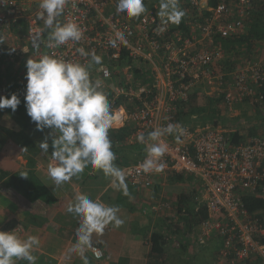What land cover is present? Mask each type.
I'll return each mask as SVG.
<instances>
[{
	"label": "built area",
	"instance_id": "built-area-1",
	"mask_svg": "<svg viewBox=\"0 0 264 264\" xmlns=\"http://www.w3.org/2000/svg\"><path fill=\"white\" fill-rule=\"evenodd\" d=\"M218 1L211 6L209 0H180L184 16L175 24L165 22L158 15V4H149L150 0H144L147 11L139 18L118 12V0H68L58 20L61 25L75 23L83 36L78 42L57 45L49 39L51 30L38 18L40 0H0V53L3 42L22 24H26L25 33H20L25 47L13 48L10 54L14 56L28 54L23 49L29 50L38 34L39 41L47 39L43 56L88 66L91 57L81 56L76 49L94 50L101 63H91L89 71L94 82L100 81V90L111 105L109 131L130 125L127 143L145 148L135 164L123 169L125 180L135 188L150 189L157 178L185 176L198 188L196 212L202 206L207 209L208 219L186 239L165 236L167 250L186 246L187 255L189 248L209 247L219 240L214 250L216 264H264L262 212H251L246 205L248 197L264 200V124L258 136L235 144L231 134L240 128L229 121L201 127L178 119L180 106L189 102L199 86L209 88V96L221 97L219 107L224 114L240 106L264 112V63L242 60L227 76L222 63L226 59L222 41L246 34L254 0ZM117 33H123L125 40L119 41ZM114 39L116 47L110 44ZM122 58L126 61L120 63ZM112 63L118 73L113 72ZM137 63L145 64L151 72L150 84L136 82ZM169 124L178 125L183 134L160 138L167 145L160 158L166 167L146 173L142 165L154 143L147 139L148 133ZM140 133L145 136L144 143L138 140ZM162 208L168 206H151L157 213ZM90 251L96 260L104 258L100 247L92 246Z\"/></svg>",
	"mask_w": 264,
	"mask_h": 264
},
{
	"label": "crops",
	"instance_id": "crops-1",
	"mask_svg": "<svg viewBox=\"0 0 264 264\" xmlns=\"http://www.w3.org/2000/svg\"><path fill=\"white\" fill-rule=\"evenodd\" d=\"M19 31L22 32L21 29L16 30L15 35L24 39V35L18 36ZM11 50L7 47L5 55L8 53L11 57ZM32 51L35 49L31 46L29 53ZM261 51L264 54V47ZM4 58L1 52L0 60ZM21 60L24 63L27 57ZM9 63L7 62L3 68L0 67V96L11 98L10 90L14 89L15 94L23 98L26 95L27 79L24 78L25 75L21 79L23 74L21 70H15L14 64ZM18 73L21 76H17V82L13 78H7L8 75ZM202 88L199 86L192 94L199 91L197 98H200V94L207 96L211 93L209 88L204 86ZM8 109L5 108L0 113V168L10 174L29 173L26 185L30 192L29 196H26L14 188L0 184V231H12L21 239L37 236L40 243L32 251L36 257L35 264H84V260L71 251L77 241L76 230L80 218L67 211L68 206L75 204L77 197L84 194L93 201L117 207L119 209L117 215L124 221L119 228L110 224L102 235L93 234L92 246L100 247L104 252V258L96 260L90 248L86 249L88 264H149L152 232L166 231V226L163 229L160 227L166 218L178 222L179 215L173 204L177 202L180 193H188L185 187L189 186L177 181L174 175L157 178L151 190L135 188L125 180L128 192V195H125L124 190L113 182V178L103 185H98L101 176L92 173L93 169L90 171L91 165H88L79 176H74L69 182L57 186L48 174L49 165L55 163L51 157L52 150L44 152L39 147L42 142L39 134L50 131L45 138L50 144L54 133L51 129H45L37 134L36 124L31 121L27 111H22L26 109L19 108L20 112ZM260 113L261 110H258L254 115L259 117ZM125 127H130L131 134L132 127L130 125ZM113 130L115 131L108 132L112 143L111 150L116 156L113 163L123 172L124 168L135 164L145 154V148L140 143L128 144L127 137L121 135V128ZM25 148L27 149L24 150ZM187 179L184 181L187 182ZM29 184L32 187H29ZM173 186H179L181 189L170 199L169 189ZM148 204L150 206L163 204L168 208H162L159 213L145 211ZM190 233L191 231L187 232L184 238L179 235L174 238L184 240ZM214 243L207 248L211 254H214ZM180 252L181 257H184L185 253ZM167 261L166 264H174L171 256H168ZM16 264L29 262L21 259L17 260Z\"/></svg>",
	"mask_w": 264,
	"mask_h": 264
},
{
	"label": "clouds",
	"instance_id": "clouds-1",
	"mask_svg": "<svg viewBox=\"0 0 264 264\" xmlns=\"http://www.w3.org/2000/svg\"><path fill=\"white\" fill-rule=\"evenodd\" d=\"M67 2L68 0H40L39 3L42 11L38 13V18L43 20L45 29L51 30L49 39L57 45L68 41L78 42L83 36L75 23L61 25L58 20ZM179 5L180 0H161L158 15L165 22L179 24L184 16ZM117 11L126 13L128 18H139L147 9L144 0H118ZM117 39L124 41L123 33H117ZM110 44L116 47L117 41L111 40ZM39 46L38 34L32 40V47L38 49ZM23 51L29 52L27 48ZM76 51L81 56L91 57L88 66L47 55L39 60L30 58L26 62L27 85L24 100L27 115L36 124L37 131L43 132L47 128L54 133L51 157L55 163L49 165L48 174L57 186H61L74 176L82 174L91 165L94 169L102 170L105 176L112 177L117 187L128 195L124 174L113 163L116 156L111 150L112 143L108 136L113 120L111 105L106 94L100 90V81L93 82L90 79L91 63L100 64L101 57L94 50L88 53L83 48H77ZM20 103L15 94L11 98L0 96V110L10 108L15 112ZM174 133L182 135L183 129L169 124L148 133L147 139L154 143L147 149L148 157L142 165L144 172L163 171L166 165L160 162V158L165 155L167 145L160 142V138ZM138 140L145 142L143 133L138 135ZM49 146L47 139L39 145L44 152H48ZM21 176L27 178L28 173L24 172ZM67 211L80 218L77 241L71 251L77 253L84 264H88L85 251L92 247L93 234L102 235L110 224L119 228L124 223L117 215V207L93 201L84 194L79 195L76 203L70 204ZM39 243L37 236L21 239L12 231H0V264H16L21 259L35 264L36 257L32 251Z\"/></svg>",
	"mask_w": 264,
	"mask_h": 264
},
{
	"label": "trees",
	"instance_id": "trees-1",
	"mask_svg": "<svg viewBox=\"0 0 264 264\" xmlns=\"http://www.w3.org/2000/svg\"><path fill=\"white\" fill-rule=\"evenodd\" d=\"M151 1V0H150ZM161 0H152L151 4L157 3L160 7ZM218 0H209V5L216 6ZM153 8V7H152ZM247 32L240 37L228 38L222 41V45L226 52V59L222 62L227 72L226 76L235 69L237 64L240 62L241 57L247 56L254 51L262 49L264 47V0H254L253 10L246 22ZM183 27V25L181 26ZM21 31L24 34L26 31V24H22ZM21 32L19 31L18 34ZM258 51V52H259ZM126 57V56H125ZM120 63L126 61L125 58ZM119 64V63H118ZM116 64V65H118ZM112 69L114 73H118L114 69V63H112ZM120 66V65H119ZM92 72V71H91ZM90 72V79L94 82V77ZM136 82L141 84H150L151 72L148 70L145 64H138L135 68ZM201 89L202 86H200ZM12 91V90H10ZM9 91V92H10ZM103 91V90H102ZM104 92V91H103ZM199 91L191 95L190 100L186 104L180 106V112L178 119L186 124L205 127L209 124L217 125L221 121H229L226 115L220 110L221 97H208L205 100L204 105H199L197 103V94ZM264 94V87L262 89ZM13 94H15L13 89ZM11 94V95H13ZM16 95V94H15ZM21 103L18 105L17 109H26L25 97H20ZM195 103L197 105H195ZM261 114V113H260ZM257 118V116H256ZM262 121H264L263 116H259ZM236 127V126H235ZM115 131V130H110ZM122 136L128 137L130 135V127H123L120 130ZM260 133V127L257 125H252L250 128L246 129V133H242L239 129L238 131L231 134L232 142L239 144L244 142L247 138L256 137ZM22 173L10 174L0 168V184L4 187L14 188L21 194L29 196V189L26 185L27 178L21 176ZM29 176V173H28ZM177 181L186 180L185 176L178 175L175 176ZM196 185V184H194ZM192 186L191 191L188 193H180L177 202L173 204V207L177 209L179 215V220L177 223L172 222L173 220H168L167 218L162 221L160 227L166 226V231H153L150 236V252H149V264H166L168 261V256H170L169 250H167L165 236L177 237L179 235L185 237L187 232H193L194 229L203 220L208 219V212L205 206H202L199 212H196L195 196L198 194V188ZM29 187H32L30 184ZM38 189V188H36ZM35 189V190H36ZM31 199V198H30ZM246 205L251 212H262L260 218L264 221V200L256 199L253 197H248L246 199ZM78 225L77 229L79 228ZM165 229V228H164ZM77 232V230H76ZM77 238V237H76ZM182 252L185 253L186 246L181 247ZM217 249V247L215 248Z\"/></svg>",
	"mask_w": 264,
	"mask_h": 264
},
{
	"label": "rangeland",
	"instance_id": "rangeland-1",
	"mask_svg": "<svg viewBox=\"0 0 264 264\" xmlns=\"http://www.w3.org/2000/svg\"><path fill=\"white\" fill-rule=\"evenodd\" d=\"M23 34V33H22ZM21 35V34H18V36ZM47 39H41L40 40V46L38 49H35V51H32V53L30 52L28 55H16L14 56L13 54H10L11 57L8 55V53L5 55V49L7 47L13 49L15 47H25V42H24V39L21 38V37H17V36H12L10 37L9 39H6V41L3 42V45H1V52H2V55L5 57L3 60H0V67L3 68V66H6L7 65V62H10L9 64H14V67H15V70H21V72L23 73L22 76L20 73H18L17 75H14L12 74L11 76L8 75L7 78H13L14 80L17 79V76H21V79L26 77V73H27V69H26V62L28 59L32 58L33 60H39L41 59V57L46 53V47H47ZM27 46V45H26ZM32 46V44H31ZM29 45V48L31 47ZM263 49V48H262ZM262 49H260V51L258 52L257 51H254L253 53L247 55V56H244V57H241V60L239 61H242V60H245V59H257V60H260L264 63V58H262V55L264 56L263 52L261 51ZM23 57H27V60L26 62H21L23 59ZM13 67V68H14ZM17 82V80H16ZM11 94H13V90L11 91ZM11 96V95H10ZM199 96H201L200 98H197V103L199 105H204L205 103V100H207L206 98L209 97V95H204V94H200ZM240 108V109H238ZM237 108V111L229 114V112L225 113L227 119L229 120L228 123H231V126H233L234 128H240L241 129V132L242 133H246V129L250 128L252 125H257L258 127L262 128L264 122L260 119V118H256V116L254 115V112L252 111V109L250 107H247V106H240ZM4 109L0 110V113L1 111H4ZM9 111H12L10 108L8 109ZM17 112H20L19 109L16 110ZM22 111H26V110H22ZM261 114H264L263 111H261ZM242 122H245V124L243 125ZM236 126V127H235ZM45 130V129H44ZM46 130H50V129H47ZM52 131V130H51ZM50 132V131H49ZM45 133V134H39V131L37 132V134L40 135L41 137V140L44 141L43 139L47 138L48 137V133ZM51 143H52V139H51V142H50V146H49V150H53L52 147H51ZM90 171L92 173H98V175L101 176V179L99 180L98 182V185H103L105 183H107L108 181H110V179L112 177L110 176H105V174L103 173L102 170H97V169H94L93 167H90L89 168ZM97 182V181H95ZM181 183H184L186 185H188L189 187H185V190L186 191H191L192 189V186L191 185H194L191 183V181H182ZM181 189V187L179 186H173L171 187V189H169V193H170V199L172 198V196L176 195L178 193V190ZM148 190H151L148 189ZM253 198H256V199H260V198H257V197H254L252 196ZM172 201V200H170ZM147 210H151V206L148 204L146 206ZM145 209V208H144ZM214 247H218L219 245V240L215 243H214ZM210 247V246H209ZM208 246L207 247H193V248H189L188 250V253L186 255H184V257L182 256L181 257V250H177L176 252H172L173 250H170L169 253H170V256H171V259H173V263L174 264H216V255L215 254H211V251H208L207 248H209ZM179 255V257L177 256Z\"/></svg>",
	"mask_w": 264,
	"mask_h": 264
}]
</instances>
